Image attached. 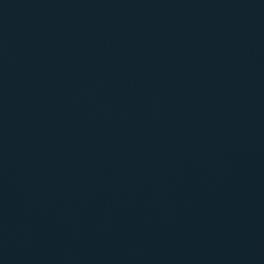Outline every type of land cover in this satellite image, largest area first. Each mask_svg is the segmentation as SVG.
<instances>
[{
  "label": "water",
  "instance_id": "water-1",
  "mask_svg": "<svg viewBox=\"0 0 264 264\" xmlns=\"http://www.w3.org/2000/svg\"><path fill=\"white\" fill-rule=\"evenodd\" d=\"M0 264H264V0H0Z\"/></svg>",
  "mask_w": 264,
  "mask_h": 264
}]
</instances>
